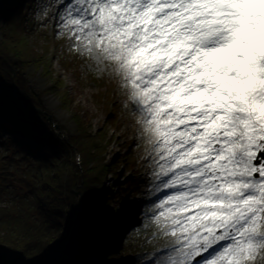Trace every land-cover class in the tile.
Masks as SVG:
<instances>
[{
  "label": "snow or ice",
  "instance_id": "obj_1",
  "mask_svg": "<svg viewBox=\"0 0 264 264\" xmlns=\"http://www.w3.org/2000/svg\"><path fill=\"white\" fill-rule=\"evenodd\" d=\"M43 17L139 117L166 241L142 264H264V0H48Z\"/></svg>",
  "mask_w": 264,
  "mask_h": 264
},
{
  "label": "trees",
  "instance_id": "obj_2",
  "mask_svg": "<svg viewBox=\"0 0 264 264\" xmlns=\"http://www.w3.org/2000/svg\"><path fill=\"white\" fill-rule=\"evenodd\" d=\"M2 1L0 55L15 73L13 80L19 100L24 104L44 108L41 93L36 94L27 88L22 74L30 62L41 63V56L28 46L27 40L30 32H34L37 24L43 21L41 18L34 20L33 14L28 16L23 11L33 5L31 0ZM59 39L65 40L63 37ZM65 48L69 51L67 46ZM56 49L59 58L65 57L72 61L73 58L64 49L60 52L58 47ZM63 63L60 61L61 65ZM11 86V70L0 59V98L3 99V114L0 118V259L10 264H25L29 260L33 264H64L69 258V264H90L88 258L91 256L88 254H68L74 237H78L81 229L86 226H91L94 233L79 238L78 243L85 250L96 254L104 250L105 244L114 245L108 252L110 255L106 264H116L113 262L121 258V255L116 254L137 255L147 251L150 244L145 234L150 228L149 224L135 233L144 234L142 240L131 239L130 235L124 249L118 241L113 240V236L108 235L111 230L119 229V216L100 217L96 213L97 209L103 210L109 206L108 200H104L109 197H105L101 182L109 169H116L117 162H120L116 160L114 164L104 161V146L95 137L98 134L102 139V131L97 134L87 132L85 124H81L77 133H65L64 138L46 121L45 114L21 107L13 97ZM101 96H104L107 108L113 98L108 94ZM115 96L117 100L112 105L116 112L121 109V100L118 95ZM97 99H100V95H97ZM120 111L127 114V110ZM73 116L77 117L76 114ZM137 139L134 145L139 143L137 148L143 149L141 145H145V141ZM74 152L79 155L80 166L74 161ZM136 153L130 157L125 156L130 169ZM132 181L134 187L142 189L140 182L130 179L127 183ZM73 190L80 193L75 236L72 228L76 213ZM85 192L89 193L86 200L82 199ZM126 194L123 193L122 198ZM69 212L72 213L70 218ZM120 230H127V226ZM61 235L64 239L53 246V242Z\"/></svg>",
  "mask_w": 264,
  "mask_h": 264
},
{
  "label": "rangeland",
  "instance_id": "obj_3",
  "mask_svg": "<svg viewBox=\"0 0 264 264\" xmlns=\"http://www.w3.org/2000/svg\"><path fill=\"white\" fill-rule=\"evenodd\" d=\"M31 2L33 5L23 11L28 16L33 14L34 20L41 18L43 23L39 22L34 32H30L27 43L34 52L41 56V63L38 61L30 62L24 69L22 74L26 79V86L36 94L41 93V101L44 107L42 109L52 116L54 124H58L59 130L57 133H60L62 137L65 138V133L71 135L77 133L78 126L85 124L87 132L97 134L98 131H102L104 139H101V135L98 134L95 137L97 140H101L104 146L102 152L104 161L116 164L115 161L120 160V162H117V168L113 169L111 167L102 180V189L105 197H109L104 200H108L109 206L103 210L97 209L96 213L100 217L117 215L119 216V223L121 221L124 222H121L117 231L111 230L108 235L110 237L113 236V240L118 241L120 247L122 246L125 249L126 246L124 247V245H126V240L130 235L131 239L142 240L144 237V234H134L135 230L142 224V221H144V224H150L145 217L142 218L146 208L145 201L150 199L145 195L147 186L144 181L147 165L143 159L149 145L147 141L146 145H141L143 149L140 150L137 148V145L140 146L139 143L136 146L134 145V141L139 134L134 130L133 123H136L139 117L134 116L132 111L125 106L124 98L118 92L114 80L98 72L95 66L88 62L91 59L90 57L79 56L74 51L69 52L66 50L65 40L59 39L61 35L59 38L56 36L55 20L43 17V9L48 0H31ZM62 30L61 28V34H66L64 30L62 33ZM60 40L63 42L62 45ZM57 47L59 52L64 49L67 55L71 59L73 58L72 61L65 57L59 58ZM60 61L64 62L62 64L64 67L60 64ZM114 93L121 100L120 108L127 110V114L124 111H120L119 107L120 110L116 112L113 109L114 105L112 104L117 100V96ZM102 94H108L110 98H113L107 108L105 107L106 100L104 96H101ZM97 95H100V99H97ZM75 114L77 117L73 116ZM146 138L144 136V139ZM135 151L137 152L136 156H134L135 161H133L134 164L130 169V163L125 160V156L130 157ZM77 155L78 153L74 152V161L80 166V159L77 163ZM130 179L140 182L143 186L142 189L138 190L134 187L133 181L127 183ZM125 192L127 194L122 198V194ZM134 223L135 225L132 227ZM126 226L127 230H120ZM155 231V225L150 224V228L147 229L145 234L147 235L146 241L150 244V248L147 251L137 255H134V253L116 254L121 255V258L113 263L142 264L145 259L143 255L145 252H150L153 248H160L166 242L163 237L150 236V233ZM93 233L94 229L91 226L81 229L79 236L75 238L73 253L88 254V256L93 257L94 254L90 250H85L78 243L79 238L93 235ZM113 246V244L111 246L105 244L104 250L102 249L95 254L97 256V264H106L109 259L108 255H110L108 252ZM132 256H135V258ZM92 257H90V260L94 259ZM98 259L100 262H98Z\"/></svg>",
  "mask_w": 264,
  "mask_h": 264
},
{
  "label": "water",
  "instance_id": "obj_4",
  "mask_svg": "<svg viewBox=\"0 0 264 264\" xmlns=\"http://www.w3.org/2000/svg\"><path fill=\"white\" fill-rule=\"evenodd\" d=\"M0 59L3 62H5L8 65V67L10 68V70H11V78H12V86H11V89H12L13 97L16 100V102L21 107H23L25 109H29V110L35 111V112H37L39 114H45L46 115V121L52 123V116L51 115H48L41 107L36 106V105H32V104H24V103H22L19 100V98L17 97L15 83H14V80H13L15 73H14L11 65L6 61V59L3 56L0 55ZM53 128H54V131L58 132V130H59L58 124H53ZM73 196H74V206H75V209H76V213H75V216H74L73 221H72V228H73V235L75 236V234L77 233V222H78V217H79V212H80L79 207H77V201L80 198L79 191L73 190ZM75 238H76V236L74 237V239H73V241H72V243L70 245V248L68 250V254H71L73 252L72 250L75 247ZM69 262H70V259L67 258V261L64 264H69ZM0 264H10V263H9V261L6 262V261H3V260L0 259Z\"/></svg>",
  "mask_w": 264,
  "mask_h": 264
},
{
  "label": "bare ground",
  "instance_id": "obj_5",
  "mask_svg": "<svg viewBox=\"0 0 264 264\" xmlns=\"http://www.w3.org/2000/svg\"><path fill=\"white\" fill-rule=\"evenodd\" d=\"M2 2H3V1H1V5H2ZM121 222H122V221H121ZM121 222H120V224H121ZM137 222H139V221H137ZM122 223H124V222H122ZM94 256H95V254L93 255V257H94ZM91 257H92V256H91ZM93 257H92V258H93ZM93 263H94V262H93L92 260H90V264H93Z\"/></svg>",
  "mask_w": 264,
  "mask_h": 264
}]
</instances>
